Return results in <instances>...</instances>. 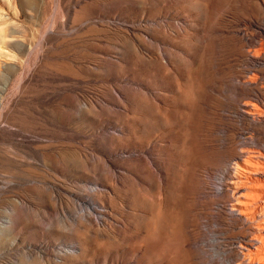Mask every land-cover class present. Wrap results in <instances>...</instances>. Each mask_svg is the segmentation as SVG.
Instances as JSON below:
<instances>
[{"label": "rangeland", "instance_id": "rangeland-1", "mask_svg": "<svg viewBox=\"0 0 264 264\" xmlns=\"http://www.w3.org/2000/svg\"><path fill=\"white\" fill-rule=\"evenodd\" d=\"M263 173L264 0H0V264H264Z\"/></svg>", "mask_w": 264, "mask_h": 264}, {"label": "bare ground", "instance_id": "bare-ground-1", "mask_svg": "<svg viewBox=\"0 0 264 264\" xmlns=\"http://www.w3.org/2000/svg\"><path fill=\"white\" fill-rule=\"evenodd\" d=\"M252 153H255V154H262V153H257V152H252ZM260 156V155H259ZM261 156H263V155H261ZM246 171V170H245ZM264 174V173H263ZM239 183H241V180L239 181V180H237V181H235V182H233L232 184H234V185H238ZM238 193L240 194V191H238ZM263 197V196H262ZM238 198V197H237ZM240 198V197H239ZM263 203H264V200H263ZM237 204H239V202H237ZM237 204H235V205H237ZM264 208V207H263ZM233 209V208H232ZM233 212H239V209H233ZM241 213H246V212H241ZM264 214V213H263ZM261 217V216H260ZM262 217H263V215H262ZM263 219V218H262ZM253 220V219H252ZM264 220V219H263ZM262 220V222L264 223V221ZM261 223V222H260ZM259 228V227H258ZM260 231H262V232H259L260 234L261 233H263V231H264V227L262 226H260ZM258 232V231H257ZM264 247V238H263V235H255V237L251 240V242L250 243H247L246 244V246H243V244L241 245V247H243L244 249H247V251L248 252H250V255L251 254H254V255H256V253L255 252H253V250L252 249H255V250H260L261 249V247ZM263 249V248H262ZM261 251V250H260Z\"/></svg>", "mask_w": 264, "mask_h": 264}]
</instances>
